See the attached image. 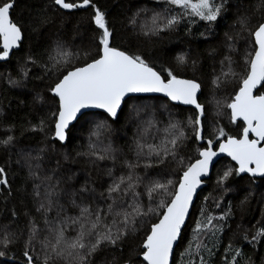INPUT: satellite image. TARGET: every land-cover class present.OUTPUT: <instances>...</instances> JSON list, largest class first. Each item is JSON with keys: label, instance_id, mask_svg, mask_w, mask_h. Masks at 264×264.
<instances>
[{"label": "trees", "instance_id": "obj_1", "mask_svg": "<svg viewBox=\"0 0 264 264\" xmlns=\"http://www.w3.org/2000/svg\"><path fill=\"white\" fill-rule=\"evenodd\" d=\"M53 1L0 0L13 3L10 18L23 35L0 64V264H28L26 256L31 264H144L151 226L206 148L196 140L197 113L161 97H131L115 121L84 114L62 144L54 139L53 86L98 58L107 33L110 47L164 80L199 83L203 140L216 147L239 138L229 105L248 74L264 0H65L89 2L71 13ZM222 67L231 73L218 79ZM58 221L53 245L43 222ZM65 241L68 250L52 251ZM171 264H264V178L239 176L221 160Z\"/></svg>", "mask_w": 264, "mask_h": 264}, {"label": "water", "instance_id": "obj_2", "mask_svg": "<svg viewBox=\"0 0 264 264\" xmlns=\"http://www.w3.org/2000/svg\"><path fill=\"white\" fill-rule=\"evenodd\" d=\"M54 5L71 13L88 8L89 2L72 5L55 0ZM12 8V2L0 7V64L9 60L23 40L21 30L11 21ZM253 41L255 52L249 73L229 105L231 121L243 125L241 136L228 137L216 147L202 139L199 83L182 77L164 80L155 70L110 47L107 33L98 58L68 71L53 86L52 94L58 102L54 139L62 144L67 140V131L84 114L101 112L115 121L124 102L131 97H161L197 113L196 140L206 144V148L183 172L172 200L151 226L142 245L144 264L172 263L198 195L221 160H229L239 176L264 178V96L257 95L264 85V19L253 34Z\"/></svg>", "mask_w": 264, "mask_h": 264}, {"label": "rangeland", "instance_id": "obj_3", "mask_svg": "<svg viewBox=\"0 0 264 264\" xmlns=\"http://www.w3.org/2000/svg\"><path fill=\"white\" fill-rule=\"evenodd\" d=\"M145 11H149L150 13H152L153 15H157V16H159V14L158 13H160L159 11H157L158 13L157 14H155V10H152V11H150V9L149 10H145ZM207 11H205V13H206ZM143 16H145V15H143ZM146 18V20H148L150 23H152L153 22V19L152 18H150V17H145ZM154 23V22H153ZM59 54H60V52H59ZM222 66V65H221ZM222 69V73L221 74H218V76H217V78L218 79H220L221 77H223L224 75H226V74H229V73H231V68H228V67H222L221 68ZM233 72V71H232ZM217 78L216 77H214L213 78V81H216L217 80ZM212 87V89L215 87V86H211ZM262 93L260 92V94L259 95H261ZM262 96V95H261ZM149 121H150V119H149ZM148 123V118H147V116H146V124ZM145 123H144V125H146ZM229 171V170H228ZM222 173H225V172H222ZM60 225V223H59V221L58 222H55V223H52V222H43V228H42V232L43 231H46V230H48V228H51L52 230H54V232L53 233H49V235H50V237H48L51 241H52V243H53V245L54 244H56V242H57V238H58V232H56L57 231V228H58V226ZM31 227H32V225H31ZM33 231L34 232H37V230L35 229V228H33ZM39 232H40V234H43V233H41V230H39ZM56 232V233H55ZM41 240H44V242L45 243H47V238L46 239H43V238H40ZM39 242L38 241H36V238L35 239H32V240H29L28 241V243H27V245H28V248L32 251V252H34V250H35V246L38 244ZM49 243V242H48ZM67 245H68V242L67 241H65V242H63V243H61L60 245H59V247L60 248H54V247H52V251L53 252H57V251H59V250H68V247H67ZM42 251L43 252H47V253H50L51 252V248H50V246H44L43 245V247H42ZM26 261H27V263L28 264H31V257L30 256H26ZM42 264H44V263H42Z\"/></svg>", "mask_w": 264, "mask_h": 264}, {"label": "flooded vegetation", "instance_id": "obj_4", "mask_svg": "<svg viewBox=\"0 0 264 264\" xmlns=\"http://www.w3.org/2000/svg\"><path fill=\"white\" fill-rule=\"evenodd\" d=\"M54 2V1H53ZM8 3H11V2H8ZM8 3H2L1 5H0V7H2V6H4V5H6V4H8ZM264 86V85H263ZM263 86H262V88H263ZM261 88V89H262ZM260 89V90H261ZM260 90L257 92V95H259V92H260ZM263 96V95H262ZM242 125V124H241ZM242 130H243V125H242ZM242 130H241V132H242ZM240 136H241V134H240Z\"/></svg>", "mask_w": 264, "mask_h": 264}, {"label": "bare ground", "instance_id": "obj_5", "mask_svg": "<svg viewBox=\"0 0 264 264\" xmlns=\"http://www.w3.org/2000/svg\"><path fill=\"white\" fill-rule=\"evenodd\" d=\"M55 1V0H54ZM255 52V51H254ZM250 66V65H249ZM248 73H249V71H248ZM248 75V74H247ZM247 77V76H246ZM245 80V79H244Z\"/></svg>", "mask_w": 264, "mask_h": 264}]
</instances>
